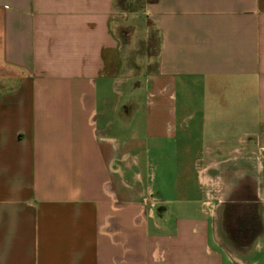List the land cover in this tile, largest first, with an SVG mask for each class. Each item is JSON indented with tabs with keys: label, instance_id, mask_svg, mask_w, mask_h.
<instances>
[{
	"label": "crops",
	"instance_id": "1",
	"mask_svg": "<svg viewBox=\"0 0 264 264\" xmlns=\"http://www.w3.org/2000/svg\"><path fill=\"white\" fill-rule=\"evenodd\" d=\"M117 2L0 0V264H248L264 207L219 227L199 183L264 153V0L148 1L141 77Z\"/></svg>",
	"mask_w": 264,
	"mask_h": 264
},
{
	"label": "rangeland",
	"instance_id": "2",
	"mask_svg": "<svg viewBox=\"0 0 264 264\" xmlns=\"http://www.w3.org/2000/svg\"><path fill=\"white\" fill-rule=\"evenodd\" d=\"M150 0H136L131 6L122 13L121 18L125 21L119 30V39L121 43V49L118 54V75L122 77H141L142 75L154 72L156 70L157 52H158V37L157 31L149 22L147 17L143 14L145 4ZM141 88L138 94H141L143 100L156 101V92L152 91L153 96L149 97L143 89L144 84L142 80ZM256 148V147H254ZM253 154L245 156L246 170L245 177L238 179L243 175V169L222 170L218 166V169H208L200 173L199 187L201 189V206L206 213L215 214L214 218H217L216 223H223L222 217L226 212H232L228 210L227 204L231 200H254L256 204H250L249 208L242 209L243 212H247L249 215L253 209L256 213H261V207H264V153L259 154L257 148L253 151ZM218 158L224 157L223 155L217 156ZM233 162L241 157H230ZM242 160V159H241ZM263 167L261 168V165ZM210 167V166H209ZM241 168V167H240ZM224 169V168H223ZM209 178H207V177ZM204 178L208 180L205 182ZM260 201V202H259ZM252 209V210H250ZM264 210V209H263ZM233 221L239 217L237 215H231ZM176 214V213H175ZM257 217V216H256ZM264 217V216H263ZM222 219V220H221ZM263 234L259 237L255 248H252L249 252H242L241 257L248 262V264H264V220L262 219ZM239 251H243L239 250ZM232 256V254H231ZM222 264H226L225 262ZM228 264V263H227Z\"/></svg>",
	"mask_w": 264,
	"mask_h": 264
},
{
	"label": "flooded vegetation",
	"instance_id": "3",
	"mask_svg": "<svg viewBox=\"0 0 264 264\" xmlns=\"http://www.w3.org/2000/svg\"><path fill=\"white\" fill-rule=\"evenodd\" d=\"M245 206L241 205L240 203H235V204H232L230 205L228 208L229 210H232V209H235V210H232V212L238 214V213H241V216L244 217L243 215H245V212L242 211V209L244 208ZM249 208V207H248ZM246 209V207H245ZM231 212V211H230ZM238 212V213H237ZM247 213V212H246ZM240 216V215H238ZM231 221V220H230ZM229 221V222H230ZM248 222V221H247ZM239 223H243L242 221H240L239 219L235 220L234 222L231 223V227L233 228H238ZM238 225V226H237Z\"/></svg>",
	"mask_w": 264,
	"mask_h": 264
},
{
	"label": "trees",
	"instance_id": "4",
	"mask_svg": "<svg viewBox=\"0 0 264 264\" xmlns=\"http://www.w3.org/2000/svg\"><path fill=\"white\" fill-rule=\"evenodd\" d=\"M136 1V0H118L117 2V8L120 10V11H125L126 9H128L131 4Z\"/></svg>",
	"mask_w": 264,
	"mask_h": 264
}]
</instances>
